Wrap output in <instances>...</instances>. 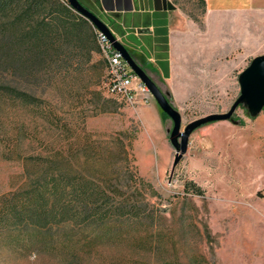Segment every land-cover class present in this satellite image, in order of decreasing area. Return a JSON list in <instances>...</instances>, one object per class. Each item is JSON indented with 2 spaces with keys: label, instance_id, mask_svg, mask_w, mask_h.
Here are the masks:
<instances>
[{
  "label": "rangeland",
  "instance_id": "obj_1",
  "mask_svg": "<svg viewBox=\"0 0 264 264\" xmlns=\"http://www.w3.org/2000/svg\"><path fill=\"white\" fill-rule=\"evenodd\" d=\"M170 1L171 74L135 57L184 131L238 100L264 14ZM73 14L15 0L0 15V264H264V110L197 129L172 172L174 123L150 92L135 106L107 93L96 27Z\"/></svg>",
  "mask_w": 264,
  "mask_h": 264
},
{
  "label": "crops",
  "instance_id": "obj_2",
  "mask_svg": "<svg viewBox=\"0 0 264 264\" xmlns=\"http://www.w3.org/2000/svg\"><path fill=\"white\" fill-rule=\"evenodd\" d=\"M96 13L134 56L155 61L168 77L170 48L177 9L170 0H80ZM208 14L236 16L264 14V0H203ZM168 43H165V40ZM166 48H169L168 51ZM167 51L168 57L165 56Z\"/></svg>",
  "mask_w": 264,
  "mask_h": 264
},
{
  "label": "water",
  "instance_id": "obj_3",
  "mask_svg": "<svg viewBox=\"0 0 264 264\" xmlns=\"http://www.w3.org/2000/svg\"><path fill=\"white\" fill-rule=\"evenodd\" d=\"M72 9L80 16L91 22L99 31L108 37L113 47L122 55L123 59L129 64L133 72L140 81L147 87L162 112L166 114L174 123L172 130H169L170 142L176 149V158L173 170L177 168L184 156L187 154L189 139L199 128L214 122L231 121L240 106L246 108L251 117H257L264 110V55L253 59L251 64L239 76L241 94L232 108L224 114H212L200 118L182 128V115L172 107L166 96L156 85V83L146 74L142 67L132 57L127 48L117 39L111 28L94 12L86 8L79 0H68ZM168 43V40H165ZM169 48H166L168 51ZM167 51L165 56L168 57Z\"/></svg>",
  "mask_w": 264,
  "mask_h": 264
},
{
  "label": "built area",
  "instance_id": "obj_4",
  "mask_svg": "<svg viewBox=\"0 0 264 264\" xmlns=\"http://www.w3.org/2000/svg\"><path fill=\"white\" fill-rule=\"evenodd\" d=\"M65 4L67 0H60ZM97 41L108 62L104 87L108 94L120 97L126 103L135 106L140 101L147 102V87L133 72L122 55L113 47L107 36L95 28Z\"/></svg>",
  "mask_w": 264,
  "mask_h": 264
},
{
  "label": "trees",
  "instance_id": "obj_5",
  "mask_svg": "<svg viewBox=\"0 0 264 264\" xmlns=\"http://www.w3.org/2000/svg\"><path fill=\"white\" fill-rule=\"evenodd\" d=\"M15 2V0H0V15H4L5 13H7L8 12V10H9V8L11 7V5L13 4ZM47 3L52 7V9H53V11L54 12H56V13H59V12H61V13H66L67 15L66 16H68V26L69 27H74V26H77L78 24V22L77 21H75L74 19H71L72 18V16L74 15L73 14V10L72 9H70L69 7H65L62 3H60L58 0H54V2L52 1V0H47ZM39 5H37V7H38ZM30 7V6H29ZM32 8L33 7H30V9L29 10H26V11H23V14H26V13H28V12H31V10H32ZM21 15H22V13H21ZM23 17H24V15H22ZM19 19H21V17L19 18ZM80 19H83V20H85L84 18H82V17H80ZM32 41H31V43H32V46H30L31 48L35 45V46H37L39 49H37L38 50V52L41 50V49H43V43L41 42V40L43 41L44 39H42L41 38V40H40V42H36L37 41V36H33V38L31 39ZM52 41H54V39L52 40L51 39V41L50 42H48V44L47 45H49ZM36 43H38V44H36ZM34 44V45H33ZM28 45V44H27ZM27 45L26 46H24V48H26L27 47ZM22 50H24V49H22ZM36 50V49H35ZM26 52H27V55L26 56H24V68L26 69V71L27 72H29L30 70H32V73L35 71V68L33 67V69H32V66H36L37 65V63H38V61L40 60V58H42V55L40 54V53H32V52H34V51H32L31 49L29 50V51H27L26 50ZM130 54L132 55V57L136 60V62H138L137 61V59H136V57L130 52ZM138 64H140L139 62H138ZM32 65V66H31ZM141 65V64H140ZM101 71H103V67L101 68ZM106 75H107V72H106ZM106 78V77H105ZM105 78H104V80H103V83H104V81H105ZM164 114V113H163ZM165 116H167L166 114H164ZM168 117V116H167ZM72 218H76V214H74L73 215V217ZM90 219V218H89Z\"/></svg>",
  "mask_w": 264,
  "mask_h": 264
},
{
  "label": "flooded vegetation",
  "instance_id": "obj_6",
  "mask_svg": "<svg viewBox=\"0 0 264 264\" xmlns=\"http://www.w3.org/2000/svg\"><path fill=\"white\" fill-rule=\"evenodd\" d=\"M80 1V0H79ZM81 2V1H80ZM82 3V2H81ZM86 7V6H85ZM87 8V7H86Z\"/></svg>",
  "mask_w": 264,
  "mask_h": 264
}]
</instances>
